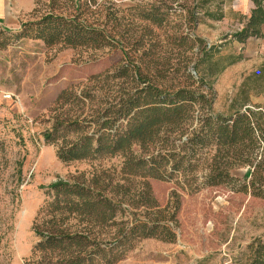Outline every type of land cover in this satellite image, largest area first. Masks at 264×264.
<instances>
[{
	"label": "rangeland",
	"instance_id": "obj_1",
	"mask_svg": "<svg viewBox=\"0 0 264 264\" xmlns=\"http://www.w3.org/2000/svg\"><path fill=\"white\" fill-rule=\"evenodd\" d=\"M11 1L18 2L15 18L0 21V264H45L59 257L58 249L33 252L39 239L33 224L50 218L48 211L57 198L49 185L58 180L96 184L118 201L126 218H153L154 211L165 216L174 241L136 238L113 264H245L247 243L264 236V198L225 184L188 190L174 180L150 178L155 206L146 207L139 197L142 179L131 177L127 183L121 179L120 154L62 161L57 148L78 134L70 131L63 140L60 131L51 141L44 138L53 124L65 127L74 119L83 123L85 132L91 131L88 120L104 113L119 96L133 92L138 82L117 43L98 48L46 45L19 36L21 23L46 13H80L88 23L97 24L106 12L120 7V12L111 13L110 23L121 24L118 28L131 42L140 31L126 9L135 4L148 7L153 0ZM251 7L249 0H213L209 10L222 13L220 19L200 15L188 28L173 15L168 26L155 29L161 38L182 30L202 38L217 50L209 61L197 45L182 53V46L158 43L150 48L145 42L130 45V54L147 49L144 72L162 87L191 83L188 76L198 78L194 69L198 63L208 74L215 112L229 113L242 103L258 105L264 100V24L258 37L244 41L232 37ZM246 170L238 169L235 176L243 178ZM58 199L62 200L60 194Z\"/></svg>",
	"mask_w": 264,
	"mask_h": 264
},
{
	"label": "trees",
	"instance_id": "obj_2",
	"mask_svg": "<svg viewBox=\"0 0 264 264\" xmlns=\"http://www.w3.org/2000/svg\"><path fill=\"white\" fill-rule=\"evenodd\" d=\"M212 1L153 0L148 7L130 6L126 10L132 12L140 31L131 42L118 28L121 24L110 23L111 13L120 12V7L106 12L97 24L88 23L80 13L73 16L46 13L21 23L19 36L40 39L46 45L98 48L117 43L129 59L132 77L138 82L133 92L119 96L104 113L88 120L91 131L85 132L83 123L74 119L64 123L65 127L53 124L51 130L44 132L47 141L55 139L60 131L63 140L70 131L78 134L57 148L60 160L120 154L121 179L126 183L131 177L142 179L139 197L146 207L155 206L147 181L150 178L174 180L188 190L225 184L264 198V100L254 106L242 103L229 113L215 112L208 74L200 70L198 63L194 66L197 79L189 75L191 83L162 87L152 83L144 72L142 63L147 49L135 56L130 54V45L145 42L150 48L158 43L182 46V53L197 45L200 55L209 61L217 50L208 47L202 38L191 37L183 30L165 33L161 38L155 29L168 26L173 15H178L188 28L200 15L220 19L222 13L209 10ZM249 1L252 7L248 15L241 28L232 34L238 41L261 35L264 0ZM119 120L122 121L117 123ZM242 167L247 170L243 178H238L235 172ZM49 187L57 198L48 211L51 216L33 224L39 238L33 252L59 250L56 261L45 264H113L132 248L136 238L175 239L172 227L160 212H152L153 218H126L118 201L96 184L58 180ZM243 258L245 264H264V236L247 243Z\"/></svg>",
	"mask_w": 264,
	"mask_h": 264
},
{
	"label": "crops",
	"instance_id": "obj_3",
	"mask_svg": "<svg viewBox=\"0 0 264 264\" xmlns=\"http://www.w3.org/2000/svg\"><path fill=\"white\" fill-rule=\"evenodd\" d=\"M17 11H18V2L12 3L11 0H0V21L3 22L6 21L7 19L15 18ZM262 27H261V31H262Z\"/></svg>",
	"mask_w": 264,
	"mask_h": 264
}]
</instances>
